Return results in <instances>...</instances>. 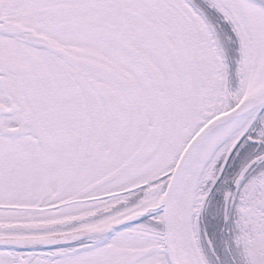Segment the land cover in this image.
Instances as JSON below:
<instances>
[{
    "label": "snow or ice",
    "instance_id": "obj_1",
    "mask_svg": "<svg viewBox=\"0 0 264 264\" xmlns=\"http://www.w3.org/2000/svg\"><path fill=\"white\" fill-rule=\"evenodd\" d=\"M0 264H264V0H0Z\"/></svg>",
    "mask_w": 264,
    "mask_h": 264
}]
</instances>
